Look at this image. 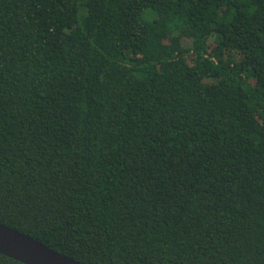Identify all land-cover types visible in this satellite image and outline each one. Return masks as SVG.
Returning a JSON list of instances; mask_svg holds the SVG:
<instances>
[{
	"label": "trees",
	"instance_id": "16d2710c",
	"mask_svg": "<svg viewBox=\"0 0 264 264\" xmlns=\"http://www.w3.org/2000/svg\"><path fill=\"white\" fill-rule=\"evenodd\" d=\"M0 224L83 264H264V0H0Z\"/></svg>",
	"mask_w": 264,
	"mask_h": 264
},
{
	"label": "water",
	"instance_id": "95a60500",
	"mask_svg": "<svg viewBox=\"0 0 264 264\" xmlns=\"http://www.w3.org/2000/svg\"><path fill=\"white\" fill-rule=\"evenodd\" d=\"M0 254L23 264H83L24 233L0 224Z\"/></svg>",
	"mask_w": 264,
	"mask_h": 264
}]
</instances>
